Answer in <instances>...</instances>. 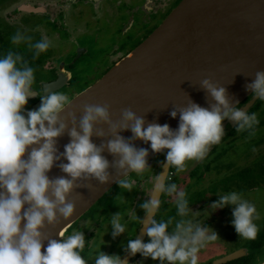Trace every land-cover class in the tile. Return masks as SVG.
<instances>
[{
	"label": "clouds",
	"instance_id": "clouds-1",
	"mask_svg": "<svg viewBox=\"0 0 264 264\" xmlns=\"http://www.w3.org/2000/svg\"><path fill=\"white\" fill-rule=\"evenodd\" d=\"M10 39L13 45L26 43L33 60L52 46L48 37L33 43L31 36L20 31ZM35 84V68L23 54L9 49L0 56V264H87L83 253L86 247H91V241L86 243L82 230L68 235L61 230L62 240L57 241L46 237L41 229L70 220L77 210L76 202L71 199L74 189H91V183L80 182L109 183L110 168L117 176H124L117 180L122 193L131 192L146 177L152 186L148 199L140 205L144 219L134 209L125 210L113 214L104 226H111V235L116 239L128 231L127 215L142 225L149 242L139 237L130 239L124 258L108 255L98 246L88 260L93 264H128V256L140 254L160 264H198L199 253L220 238L215 230L189 218L192 209L187 193L171 182L170 177L186 172L188 162L204 160L211 147L221 143L225 120L236 125L237 133L254 138L259 124L257 114L248 113L246 107L234 106L223 85L205 78L200 81V87L207 92L210 107L203 108L190 98L186 106H175L170 115L174 119L179 117L177 130L167 124L149 123L145 127L146 121L131 108L122 109L120 120L114 122L110 106L99 103L84 104L79 120L75 113H70L69 119L63 116L72 104L69 96L52 91L50 86L41 92ZM246 90L253 94V100L264 101V70L255 72ZM37 94L41 106L27 111L26 119L23 113L28 100ZM128 130L131 139L119 134ZM66 132L71 140L64 146V152L59 153L57 141ZM93 136L106 142L97 146ZM135 141L150 142L157 154L167 150L161 173H153L148 164V150L135 147ZM105 150L115 158L111 164L103 155ZM61 160L68 161L59 164L66 176L50 179L48 173ZM161 195L174 204V216L156 218L163 203ZM218 196L211 209L232 206V226L240 240L255 241L260 231L256 222L261 219L256 204L237 191ZM125 202L123 194L115 197L117 206ZM44 240L48 246L42 252Z\"/></svg>",
	"mask_w": 264,
	"mask_h": 264
},
{
	"label": "flooded vegetation",
	"instance_id": "flooded-vegetation-1",
	"mask_svg": "<svg viewBox=\"0 0 264 264\" xmlns=\"http://www.w3.org/2000/svg\"><path fill=\"white\" fill-rule=\"evenodd\" d=\"M181 1L16 0L9 6V8L16 6L13 11L6 8L0 15L9 23L20 22L24 15L33 16L36 20L45 19V22L32 28V32H38L40 38L48 37L51 40L52 46L48 51L52 55L40 57L37 63L32 62L37 72H43L42 77L36 76L34 87L42 92L45 86H50L52 91L62 92L73 101L140 46ZM75 12L81 15V20L73 19ZM92 21L99 26L95 27L94 23L91 24ZM113 24H116L115 28ZM22 28L25 32L30 30L23 25ZM64 31L69 35L70 40L67 45L70 46L62 49L59 44L62 40L61 33ZM112 39L117 40L116 45H110ZM101 66L104 68L103 71L100 70ZM252 95L236 107H247L253 101ZM254 101L246 110L248 113L257 114L259 120L257 129H259L264 123V101ZM40 106L39 94L30 97L26 111L23 113L25 118H28L27 111L38 110ZM223 127L225 136L221 143L212 146L204 160L188 164L186 172L172 175L170 181L187 193L189 206L192 209L189 218L222 235L215 244L208 245L199 253L198 264H252L264 250V224L255 241L240 240L232 226V206L213 211L210 205L219 200L218 195L237 191L243 193L246 198L247 193L264 187V141L259 144L254 143L256 149L253 152L254 156L248 158L252 166H243L244 161L239 162L234 157V148L240 142L251 139L247 138V133H237L236 125L232 121L225 120ZM165 158L166 154L162 153L148 162L154 174L163 171L161 164L166 162ZM151 186L146 177L143 183H137L138 191L132 197L128 192L122 193L117 183L66 231L65 235L71 234L74 230L83 231V227L91 222L90 228L83 231L86 243L91 241V247H86L83 253L87 264H93V261L88 260L87 257L93 254L91 250L94 247L95 249L101 247V250L108 255H119L124 258L125 248L130 239L139 237L145 243L149 242L142 225L132 221L127 215L125 220L131 226V230L116 239L111 235V226L107 228L104 225L113 214L131 209L135 210L140 219H144L145 212L140 205L148 199L147 194H151ZM121 194L125 200L129 198L125 209H122L124 203L121 206L115 203V197ZM160 199L163 203L156 218L166 219L168 216H174V204L163 195ZM100 214V218L97 219ZM224 243H229L233 248L231 246L230 249H226L222 245ZM263 263L264 256L259 264ZM128 264H160V262L151 258L145 259L137 254L128 256Z\"/></svg>",
	"mask_w": 264,
	"mask_h": 264
},
{
	"label": "water",
	"instance_id": "water-1",
	"mask_svg": "<svg viewBox=\"0 0 264 264\" xmlns=\"http://www.w3.org/2000/svg\"><path fill=\"white\" fill-rule=\"evenodd\" d=\"M261 70H264V0H182L140 46L78 95L63 116L75 113L79 120L84 104H108L114 122L120 120L122 109L131 108L146 121L145 127L149 123L167 124L177 130L179 117L174 119L170 115L175 106H186L190 98L203 108L210 107V98L200 87L201 80L210 78L223 85L233 105L237 106L252 94L246 90V85L255 72ZM71 127L69 122V130ZM104 127L107 132V125ZM119 134L125 139L132 137L130 130ZM70 140L67 132L58 138L59 153L64 152ZM92 140L97 146L106 142L97 136ZM134 143L138 149L148 150V162L162 154L154 153L150 142ZM103 155L110 164L115 159L107 150ZM60 163L68 161H58L48 173L50 179L66 176L59 168ZM109 172L112 180L107 184L96 180L80 182L91 183V189H74L71 199L76 202V212L70 220L41 229L46 237L62 240L61 230L65 234L117 184V180L124 179L112 168ZM43 245L42 252L48 241L44 240Z\"/></svg>",
	"mask_w": 264,
	"mask_h": 264
},
{
	"label": "rangeland",
	"instance_id": "rangeland-1",
	"mask_svg": "<svg viewBox=\"0 0 264 264\" xmlns=\"http://www.w3.org/2000/svg\"><path fill=\"white\" fill-rule=\"evenodd\" d=\"M14 1H16V0H0V13H1V11L6 10V8L8 9L10 4ZM15 7L16 6L9 8V11H13V9ZM23 17H25V15ZM23 17L21 18L20 22H15V23L10 22L9 23V22H6L3 18H1V15H0V34L3 36V41L5 42V43L4 42H2V43L6 45L5 48L3 50H1L0 56H3L9 49H12L13 51H18L21 54H23L25 56V58L29 61L30 65L33 66V64H34V63H32L33 61H35V63H37L39 61L40 57H49L52 55V53L47 51L46 53H42L38 59L33 60L32 59V52L30 50H28L26 43H22L18 46L13 45L11 43L10 38L17 31L22 32L26 36H31L33 38L32 39L33 43H35L36 41L41 39L38 35V32H32V28H35L36 25H38L42 22H45V19L36 20L33 18V16H29V17H25V18H23ZM80 18H81V15L78 14L77 12H75V14L73 15V19L76 21V20H81ZM94 22L95 21H92L91 24H93ZM22 25L28 27V29H30V30L29 31L26 30L27 32H25L22 28ZM94 26L96 27L99 25L97 23H94ZM102 26H104V24ZM115 27H116V24L113 26V28H115ZM61 38H62V40L59 44L60 48L64 49L65 47L70 46V44L67 45L68 40H70V38H69V35H67V33L65 31H64V33H61ZM116 42H117V40L112 39L110 45H113V44L116 45ZM36 69L37 68H35V72H37ZM100 70L101 71L104 70L103 66L100 67ZM35 75L38 77H42L43 72L38 71ZM251 140H253V141L251 143H249ZM251 140L242 141L238 144V146H235V148H234V152H233L234 157H236L239 162L244 161L243 166L244 165L245 166H252L250 164L251 161L248 158L251 156H254L253 155L254 143L256 142L257 144H259L260 142L264 141V123H262V125L260 126L259 129H257V135L254 138H252ZM191 162H193V161L188 162V164H190ZM137 191H138V189L134 188L131 192H128V194L130 196L134 197V195ZM246 196H247L246 198H248L249 200H251L252 202H254L256 204L257 210L260 213L261 219L259 221H257L256 223L258 224L259 229L261 230L262 226L264 224V187H261L259 190H256V191L249 192V193H247ZM128 201H129V198H127L126 202L124 203L125 205L123 206L122 209H125L126 206H128ZM100 216H101V214L97 216V219H99ZM82 226H84V225H82ZM90 226H91V222H89L87 225H85L83 227V231L85 229L90 228ZM128 230L129 231L131 230L130 225H128ZM218 236H219V238L222 237V235L220 233H218ZM215 243H216V241L212 244H215ZM222 245H224L226 249H230L232 246L229 243H224ZM232 248H233V246H232ZM91 251L94 253L95 247ZM263 256H264V250L262 253L260 252L259 256H257L254 259L252 264H259L261 262Z\"/></svg>",
	"mask_w": 264,
	"mask_h": 264
},
{
	"label": "trees",
	"instance_id": "trees-1",
	"mask_svg": "<svg viewBox=\"0 0 264 264\" xmlns=\"http://www.w3.org/2000/svg\"><path fill=\"white\" fill-rule=\"evenodd\" d=\"M2 42H3V36L0 34V54H1V50H3L5 47Z\"/></svg>",
	"mask_w": 264,
	"mask_h": 264
},
{
	"label": "bare ground",
	"instance_id": "bare-ground-1",
	"mask_svg": "<svg viewBox=\"0 0 264 264\" xmlns=\"http://www.w3.org/2000/svg\"><path fill=\"white\" fill-rule=\"evenodd\" d=\"M264 264V263H263Z\"/></svg>",
	"mask_w": 264,
	"mask_h": 264
}]
</instances>
